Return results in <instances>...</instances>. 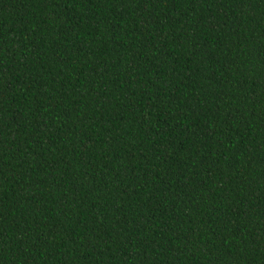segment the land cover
Masks as SVG:
<instances>
[{
  "label": "trees",
  "instance_id": "obj_1",
  "mask_svg": "<svg viewBox=\"0 0 264 264\" xmlns=\"http://www.w3.org/2000/svg\"><path fill=\"white\" fill-rule=\"evenodd\" d=\"M0 264H264V0H0Z\"/></svg>",
  "mask_w": 264,
  "mask_h": 264
}]
</instances>
